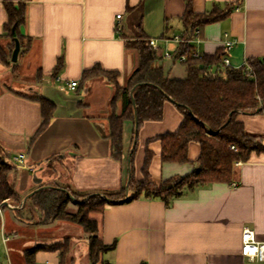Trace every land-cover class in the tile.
Wrapping results in <instances>:
<instances>
[{
    "label": "crops",
    "instance_id": "0c3cea01",
    "mask_svg": "<svg viewBox=\"0 0 264 264\" xmlns=\"http://www.w3.org/2000/svg\"><path fill=\"white\" fill-rule=\"evenodd\" d=\"M6 1L26 3V20L20 26L24 46L15 63L11 59L15 42L5 29L9 18ZM229 3L235 5L230 13L191 32L182 19L187 0H0V43L12 62L0 60V150L5 158L13 155L11 163L20 168L15 186L23 201L31 191L50 182L86 195L126 189L133 152L136 180L144 179L148 150L152 154L149 178L154 182L184 176L197 168L201 147L196 141L189 143V162L161 158L160 136L176 131L183 120L171 101L165 103L161 120H146L137 132L135 122L124 121V156L115 158L109 117L121 113L122 101L112 105L115 85L106 78L85 81L83 74L100 64L106 70L119 71V84L124 85L139 63V50L129 41L142 34L156 39L157 64L170 77L187 75L184 61L175 58L181 41L187 38L198 55L215 54L231 41L225 56L234 67L242 66L249 57H264V0H192V8L205 12L225 9ZM60 57L63 66L56 72ZM73 80L77 85L69 88ZM35 95L56 105L40 132L42 108L32 98ZM238 119L249 132L264 135V112H241ZM20 153L25 155L23 162H14ZM55 153L60 155L58 159L48 157ZM43 159L54 162L50 163L52 171L43 166L36 173ZM13 208L0 209L7 264H26V248L64 240L69 243L65 264H248L251 260L241 253L243 230L253 229L264 241V152L237 162L233 182L184 189L169 205L159 197L143 195L107 203L92 217L103 242L116 245L96 263L89 257V242L81 225L69 220L28 223L19 220ZM0 264H4L2 257ZM36 264H61L60 249L38 251Z\"/></svg>",
    "mask_w": 264,
    "mask_h": 264
},
{
    "label": "trees",
    "instance_id": "16d2710c",
    "mask_svg": "<svg viewBox=\"0 0 264 264\" xmlns=\"http://www.w3.org/2000/svg\"><path fill=\"white\" fill-rule=\"evenodd\" d=\"M5 7L9 17L5 29L13 40L15 32L22 47L24 43L20 26L26 20V3L15 4L6 1ZM234 8L235 5L229 3L225 9L216 7L211 11L196 12L192 8V0H187V8L182 19L186 28L193 32L205 24L221 19ZM149 40L147 35L142 34L134 43L139 50V63L124 85L119 84V71L106 70L100 64L86 69L83 79L86 81L104 77L115 85V94L111 102L114 105L121 99L122 111L120 114L110 115L109 137L112 141L113 156L119 160L124 156L125 120L129 119L134 123L137 115L138 127L146 120H161L167 101L173 102L181 111L183 120L178 129L160 136L161 158L164 162H189V143L196 141L201 147L197 168L184 176L177 175L160 183L154 182L149 178L148 165L152 154L148 150L143 168L144 179L136 180L133 167L134 152L131 154L129 199L142 195L159 197L169 205L174 198L183 193L184 189L205 183L233 182L237 162L247 161L252 153L264 152V135L249 132L245 124L238 119L241 112H264V57H249L239 67L225 66V47H221L215 54L193 55V47L187 38L181 41L175 54V58L183 54L187 56L184 61L187 75L184 78H176L165 74L163 67L157 64L159 56ZM0 60L3 64L11 63L9 53L1 44ZM62 66L63 60L60 57L55 71L58 72ZM32 98L38 100L42 108L43 121L39 127L40 132L49 123L56 105L43 95ZM231 145H235L236 149ZM11 164L0 153V203L4 200L15 202L17 205L13 208V213L19 220L35 224L69 220L81 225L90 234L89 257L93 263L101 260L102 253L115 247L116 242L106 244L99 237L98 222L92 214L101 212L107 203L117 202L125 197V188L108 193L118 197L114 200H108L100 193L92 194L87 200L78 202L79 209L76 212H71L68 211V203L71 201L68 192L73 196L81 193L59 188L54 182H50V187L36 191L21 206L23 196L17 190L15 182L9 179V171L15 168ZM42 249H60L61 264H65L69 243L64 240L50 245L37 244L26 248L25 263L36 264V253Z\"/></svg>",
    "mask_w": 264,
    "mask_h": 264
},
{
    "label": "built area",
    "instance_id": "2783aa9c",
    "mask_svg": "<svg viewBox=\"0 0 264 264\" xmlns=\"http://www.w3.org/2000/svg\"><path fill=\"white\" fill-rule=\"evenodd\" d=\"M118 17H121V14H118ZM150 44L153 48H158V44L155 38H151L149 40ZM232 45L231 41L225 42V47H230ZM168 57H172L173 54L170 52H166L165 54ZM193 55H198L197 53L193 52ZM181 61H185L187 59V56L185 54L181 55L180 57ZM224 65H230V60L228 56L224 57ZM59 80V78H57ZM77 85V81L73 80L68 83L69 88H74ZM233 149H236L235 145H231ZM25 155L23 153H20L18 156L14 158V161L17 163H22L24 160ZM241 253L244 257L248 258L251 261L256 260H264V241L258 239L255 231L249 227H246L242 232V247H241Z\"/></svg>",
    "mask_w": 264,
    "mask_h": 264
},
{
    "label": "rangeland",
    "instance_id": "374dc122",
    "mask_svg": "<svg viewBox=\"0 0 264 264\" xmlns=\"http://www.w3.org/2000/svg\"><path fill=\"white\" fill-rule=\"evenodd\" d=\"M136 41H138V39H134V40H132L131 41V43L132 44H134ZM1 44V43H0ZM14 44H13V46H12V50L14 49ZM12 62L13 63H15V61H13L12 60ZM11 62V63H12ZM177 65H181L179 62L178 63H176ZM46 150H48V149H46ZM15 152V151H14ZM14 152H12L13 154H14ZM0 153H1V150H0ZM17 154H18V152H17ZM54 155V154H53ZM53 155H51V156H53ZM55 155H56V153H55ZM54 155V157H51V156H48L49 158H51V159H58V157L60 156L59 154H57L56 156ZM13 156V155H12ZM12 156H6V160L7 161H9V162H11V161H13L12 160ZM50 159V160H51ZM46 160H48V159H43L42 160V162H40V163H38V165H37V167H36V173H38V172H42L41 171V168L43 167V166H45V168H46V171L48 172V171H52V167L50 166V163L51 164H53L54 162L53 161H51V162H49L48 163V161H46ZM15 162V161H14ZM12 165V164H11ZM12 166H15V168H13V169H11L10 171H9V179H10V181L12 182V181H14V182H16L17 181V177L19 176V173H20V168H18L16 165H12ZM35 173V174H36ZM109 192H111V191H109ZM109 192H103V193H100V195L102 196V197H105V198H107L108 200H114V199H117L118 197L117 196H113V195H108V193ZM72 194V193H71ZM125 197L126 196H128L129 195V190L128 191H125ZM73 195V194H72ZM90 195H82V194H79V195H75V196H73V198L72 197H70L71 198V201L68 203V211H71V212H76L78 209H79V206H78V202H82V201H85V200H87L88 199V197H89ZM124 198V197H123ZM21 201H23V200H21ZM10 202V204L11 205H13V206H15V205H17V204H15V202H13V201H9ZM20 206V205H19ZM86 235H87V238L90 236V234L89 233H87L86 232ZM0 257H2L3 259H4V264H7L6 263V261H5V253H4V247H3V242H2V238H1V234H0ZM248 264H264V263H262L261 262V260H256V261H253V262H251V261H249L248 262Z\"/></svg>",
    "mask_w": 264,
    "mask_h": 264
},
{
    "label": "water",
    "instance_id": "95a60500",
    "mask_svg": "<svg viewBox=\"0 0 264 264\" xmlns=\"http://www.w3.org/2000/svg\"><path fill=\"white\" fill-rule=\"evenodd\" d=\"M14 41H15V46H14V49H13V51H12L11 59H12L13 61L16 62V61L18 60L19 53H20V50H21V43H20L19 38L16 36L15 32H14ZM134 88H135V87H134ZM134 88L131 90V95H133V90H134ZM35 96H37V95H35ZM132 100L134 101L133 96H132ZM259 110H260V109H259ZM138 125H139L138 117H137V115H135V126H136V127H135V132H137ZM135 145H136V139L134 140L133 147H134ZM129 176L131 177V175H129ZM40 180H41V179H39V178H35V181H37V182H40ZM46 187H50V185H44V186H41V187H39V188H37V189L31 191V192H30V193L24 198V201L22 202V205H21V206H23V205L25 204V202L27 201V199H28L31 195H33L36 191H38V190H40V189H43V188H46ZM59 188H61V187H59ZM128 190H129V185H127V187H126V191H128ZM68 193H69L70 197L73 198V195H72L70 192H68ZM126 200H128V197H127V196L124 197V198H122V199H120L119 201H126ZM119 201H117V202H119ZM4 205L11 206V204H10L7 200H4L3 202L0 203V209H1ZM14 207H16V206H14ZM18 207H20V206H18Z\"/></svg>",
    "mask_w": 264,
    "mask_h": 264
}]
</instances>
